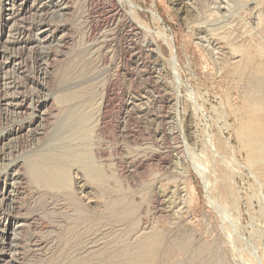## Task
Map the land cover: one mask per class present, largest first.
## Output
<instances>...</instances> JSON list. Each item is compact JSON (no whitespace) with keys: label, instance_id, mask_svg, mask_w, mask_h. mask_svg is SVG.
<instances>
[{"label":"rangeland","instance_id":"obj_1","mask_svg":"<svg viewBox=\"0 0 264 264\" xmlns=\"http://www.w3.org/2000/svg\"><path fill=\"white\" fill-rule=\"evenodd\" d=\"M132 1L145 27L120 0H0V215L23 227L0 229V264H264V203L225 127L264 94V0Z\"/></svg>","mask_w":264,"mask_h":264},{"label":"bare ground","instance_id":"obj_2","mask_svg":"<svg viewBox=\"0 0 264 264\" xmlns=\"http://www.w3.org/2000/svg\"><path fill=\"white\" fill-rule=\"evenodd\" d=\"M14 2L15 0H3V3L6 2L4 4V6H2V11L6 12L9 9L8 7V3L9 2ZM121 2L123 1L130 9L131 11V18L132 20H134L135 23H137L138 25H140L141 27H145L144 23L142 21H140L138 14H137V8L134 5L132 0H120ZM7 6V7H6ZM64 8V7H63ZM137 26V25H136ZM140 29V28H139ZM145 28H143L144 30ZM149 29V28H148ZM147 29V32H148ZM146 32V33H147ZM159 35L156 36L157 38L159 37L160 41L163 40L164 44L167 45L166 47H170V40L167 39L166 34L164 32V30L161 28L159 30ZM1 33V32H0ZM48 36V35H47ZM150 36V35H149ZM152 37V35H151ZM46 38V37H45ZM153 38V37H152ZM40 41V40H39ZM145 46L149 48V50L151 51V53H153V47H154V41L153 39L151 40H145ZM236 47V44H233ZM144 46V45H143ZM241 46V45H240ZM234 47V46H233ZM233 47H231L232 52L229 50L230 53L236 54V53H240L241 49H239L238 51L232 49ZM245 47V46H244ZM44 48V47H43ZM147 48V50H148ZM152 48V49H150ZM155 48V47H154ZM238 48V47H237ZM144 49H146L144 47ZM236 49V48H235ZM244 49V48H243ZM242 49V50H243ZM233 50L235 52H233ZM259 50V49H258ZM170 51H171V60H169V63L171 66L175 65V60H176V54L175 51L172 49V47H170ZM244 51V50H243ZM148 52V51H146ZM156 53H160V50L158 51L157 48L155 50ZM257 52V51H256ZM242 53V52H241ZM260 53V52H258ZM150 54V52L148 53ZM249 54V53H248ZM263 55V53H261ZM155 55V54H154ZM238 55V54H237ZM151 56V55H150ZM235 56V55H234ZM264 56V55H263ZM221 57V56H220ZM239 57V55H238ZM244 57V56H243ZM255 57V56H254ZM155 59V58H154ZM255 59V58H254ZM157 60V59H156ZM221 60V59H220ZM225 61V60H224ZM262 61V59H261ZM8 63V62H7ZM225 63V62H224ZM261 63V62H260ZM256 65V64H255ZM258 65V64H257ZM221 66V65H220ZM259 66V65H258ZM257 66V67H258ZM219 67V66H218ZM241 70V68H240ZM244 71V69H242ZM262 70V69H261ZM264 70V69H263ZM239 71V70H238ZM259 72V71H258ZM257 72V73H258ZM242 73V72H241ZM250 74V73H249ZM253 74V72H252ZM244 75V74H243ZM241 78V77H240ZM256 84H258L260 91L264 90V76L262 75L260 78H258V80H256ZM106 85V84H105ZM90 86V85H89ZM84 88V87H83ZM87 90V88H86ZM255 90V89H254ZM264 92V91H263ZM72 93V92H71ZM177 93V92H176ZM243 94V93H242ZM245 95V94H244ZM105 96V95H104ZM1 99V98H0ZM70 100V99H69ZM103 100V99H102ZM1 101H4L1 100ZM129 101V100H128ZM178 102V101H177ZM229 102V101H228ZM78 103V102H77ZM221 103V102H220ZM219 103V105H220ZM230 103V102H229ZM102 104V103H101ZM241 107L238 108H232L230 111V116H232L233 118V122L232 124L225 126L227 129L229 128L231 130V132L234 134L235 140L237 145H232L230 143V139L228 138L226 140V143H228V146L232 149V151L236 154H240L244 156V162H246L247 167L250 170L251 176L253 178V182L254 184H256V186L259 188L260 190V196H259V201L261 199V201H263L264 203V94H262L261 92H254V93H249L246 96L243 97L242 99V103H241ZM129 105V104H128ZM176 106V105H175ZM45 107V105L43 106ZM231 107V106H230ZM233 107V106H232ZM101 108V106H100ZM23 109V105L21 103H18L15 105V110H21ZM25 110V109H24ZM216 110V109H214ZM176 111V110H175ZM223 112V111H222ZM227 114V113H226ZM175 121H176V125H178L177 127L179 128L178 130H180V133L185 135L187 134L186 138L188 137V140L191 141L192 137V131H193V126L192 125V118H188L183 127L182 124L179 123V118L177 113H175ZM227 123V122H226ZM99 125V124H98ZM226 125V124H225ZM195 127V126H194ZM69 128V127H68ZM85 128V127H82ZM176 129V128H175ZM196 130V129H195ZM69 131V130H68ZM229 131V130H228ZM18 132L20 131H16L15 134H18ZM229 132V133H231ZM83 133V132H82ZM184 136V135H183ZM13 137V136H12ZM185 138V136H184ZM183 138V139H184ZM185 140V139H184ZM225 142V141H224ZM191 143V142H190ZM216 146V145H215ZM227 146V147H228ZM214 149V148H213ZM210 150V149H209ZM230 151V150H229ZM217 155V154H216ZM227 155V154H226ZM213 157V156H212ZM216 157V156H215ZM218 157V156H217ZM229 157V156H228ZM229 159V158H228ZM232 159V158H231ZM230 159V160H231ZM78 160V159H77ZM92 161V160H91ZM219 161V160H218ZM223 161V160H222ZM221 161V162H222ZM84 163V162H83ZM226 163V161H225ZM31 165V164H30ZM59 165V164H58ZM224 167V166H223ZM42 168H39L38 165L32 167L31 169V175H32V179L36 180V176L35 174L40 172ZM95 166H90L89 167V173L90 172H95ZM88 171V170H87ZM222 172V171H221ZM91 174V173H90ZM62 176L59 173H56L54 175H52L51 177H49V184L50 186H62L63 184V180L61 178ZM230 177V176H229ZM95 178L97 179L96 175ZM12 180V179H11ZM222 180V179H221ZM15 181V180H14ZM47 181V180H46ZM45 182V181H44ZM16 183V181H15ZM16 185V184H14ZM46 187L48 185H45ZM71 186V185H70ZM11 187V186H10ZM72 187V186H71ZM5 188V187H4ZM13 188V187H12ZM49 188V187H47ZM229 188V187H228ZM257 188V190H258ZM12 190V189H11ZM14 192V191H13ZM230 192V191H229ZM259 192V191H258ZM259 194V193H258ZM6 195L12 196V194L9 192L7 193V190H3L2 193H0V196L2 197L3 200L7 199ZM225 196V195H224ZM231 196V195H230ZM68 197V196H67ZM10 198V197H9ZM15 198V197H14ZM79 199V198H78ZM231 200V198H229ZM228 200V199H227ZM12 201V200H11ZM225 201V200H224ZM234 201V200H233ZM238 201V200H237ZM260 201V202H261ZM223 202V201H222ZM234 203V202H233ZM80 204V203H79ZM232 204V203H231ZM230 204V205H231ZM8 205V204H7ZM6 205V206H7ZM263 205V204H262ZM233 208V207H232ZM13 210V208H12ZM260 211V210H259ZM10 214V213H9ZM14 215V214H13ZM236 215V214H234ZM263 215V214H262ZM251 217V216H250ZM247 221V220H246ZM132 227L134 225H131ZM21 225L18 223V221L14 220L13 218L9 217V216H1L0 215V229H2L1 231V239L5 240L8 237L17 239L20 235H21ZM151 228V227H150ZM143 229V228H142ZM23 230V229H22ZM129 230V229H128ZM144 230V229H143ZM149 230V229H148ZM256 230V229H255ZM254 230V231H255ZM258 230V229H257ZM145 231V230H144ZM253 231V232H254ZM136 233V232H135ZM134 234V233H133ZM157 234V233H156ZM262 234V233H261ZM160 235V233H159ZM146 236V234H145ZM161 236V235H160ZM256 238L255 240L257 241V233L255 234ZM135 239V238H134ZM185 239V238H184ZM188 239V238H187ZM259 239V237H258ZM160 241V240H159ZM92 242V241H91ZM90 242V243H91ZM188 242V241H187ZM95 243V242H94ZM93 243V244H94ZM184 244V243H183ZM191 244V243H188ZM187 244V245H188ZM214 245V244H213ZM252 245V244H251ZM89 246V244H88ZM128 246V245H127ZM133 246V245H132ZM189 246V245H188ZM141 247V246H140ZM139 247V248H140ZM152 247H149L147 249V252L150 251ZM182 248V247H181ZM184 248V247H183ZM216 248V247H214ZM224 248V247H223ZM217 249V248H216ZM139 250V249H137ZM186 250V249H184ZM191 250V249H189ZM212 250V249H211ZM127 251V250H126ZM182 251V250H181ZM188 251V250H187ZM185 251V252H187ZM194 251V250H193ZM192 251V252H193ZM200 251V249H199ZM214 251V250H213ZM131 252L134 253L135 249L134 247L131 248ZM179 252V251H178ZM198 251H196L197 254ZM201 252V251H200ZM203 252V250H202ZM202 252L200 254H202ZM220 252V251H219ZM230 252V251H229ZM87 253V252H86ZM183 253V252H182ZM191 253V252H190ZM205 253V252H204ZM209 253V252H207ZM130 254V253H129ZM185 254V253H183ZM218 254V253H216ZM224 254V253H222ZM90 255H92V253H90ZM148 255V254H147ZM193 255V254H191ZM199 255V254H198ZM211 255V254H210ZM209 255V256H210ZM215 255V254H214ZM219 255V254H218ZM216 255V256H218ZM263 255V253H262ZM143 256L145 255H141L142 258H144ZM188 256V255H187ZM190 256V255H189ZM194 256H196L194 254ZM215 256V257H216ZM223 256V255H222ZM227 256V255H226ZM152 257V256H151ZM186 257V256H185ZM198 257V256H197ZM219 257V256H218ZM149 258V257H148ZM193 258V257H192ZM208 258V257H207ZM213 258V257H210ZM208 258L209 260L212 261V259ZM229 258V257H228ZM13 259V257L11 258ZM217 259V258H216ZM262 259V258H261ZM218 260V259H217ZM3 261V260H2ZM144 261V260H143ZM146 261V260H145ZM208 261V260H207ZM210 261V262H211ZM214 262L217 263V261H215V259L213 260ZM209 264V263H208ZM211 264V263H210ZM219 264V262L217 263Z\"/></svg>","mask_w":264,"mask_h":264}]
</instances>
